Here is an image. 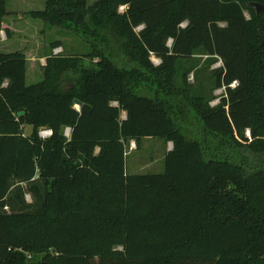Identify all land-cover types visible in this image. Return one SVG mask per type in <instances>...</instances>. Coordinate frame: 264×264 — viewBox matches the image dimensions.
I'll use <instances>...</instances> for the list:
<instances>
[{
  "label": "trees",
  "instance_id": "trees-1",
  "mask_svg": "<svg viewBox=\"0 0 264 264\" xmlns=\"http://www.w3.org/2000/svg\"><path fill=\"white\" fill-rule=\"evenodd\" d=\"M26 16L89 51L50 52L31 85L24 53L0 52V264H264V0H44ZM143 138L172 144L163 173L126 174Z\"/></svg>",
  "mask_w": 264,
  "mask_h": 264
},
{
  "label": "rangeland",
  "instance_id": "rangeland-1",
  "mask_svg": "<svg viewBox=\"0 0 264 264\" xmlns=\"http://www.w3.org/2000/svg\"><path fill=\"white\" fill-rule=\"evenodd\" d=\"M95 0H88L91 5ZM7 11H9V19H13V27L15 30H9V35L5 29H0V52L21 51L28 59L26 84L31 85L38 83L42 79V66L45 64L46 56L53 52L51 44L55 40L62 42V47L58 50L63 55H82L89 51L88 46L81 40L70 33H66L59 28L45 26L41 20L28 18L27 12L30 10H39L44 7V0H6ZM124 9L120 8V12ZM15 12V13H13ZM18 22V23H17ZM8 38V39H7ZM171 41L168 42V45ZM153 65H158L160 61L154 56L150 57ZM221 61L217 60L206 65L202 73L198 74L199 82H206L210 76V72L214 68L220 67ZM203 66V65H201ZM200 66V67H201ZM188 80L191 84L197 79L193 73L189 74ZM223 89H218L213 94L218 97ZM218 99L211 101V105H215ZM76 109L77 107L74 106ZM124 114H122V117ZM69 129V128H68ZM48 131L46 129L39 130V133ZM22 133L28 136L32 133V127L24 125ZM248 135V133H247ZM70 136V130L64 135ZM172 148L169 142L161 138H143L140 148L137 149L133 141L125 145V172L129 175H149L161 174L164 171V157ZM26 201L31 202V197L27 193Z\"/></svg>",
  "mask_w": 264,
  "mask_h": 264
},
{
  "label": "water",
  "instance_id": "water-1",
  "mask_svg": "<svg viewBox=\"0 0 264 264\" xmlns=\"http://www.w3.org/2000/svg\"><path fill=\"white\" fill-rule=\"evenodd\" d=\"M250 6L256 10V13L257 14L260 13L262 11V9H263L262 6L259 5V4H257V3H251ZM73 104H74V106L77 107L76 110L78 112H80L81 114H84V115H89L90 114L91 107L89 105L84 104V103H82L81 101H79L77 99L73 100ZM22 115H24V112L23 111L17 113V116L18 117H20ZM66 131H68V128L61 127L59 133L61 135H65ZM170 145L172 146V144H170Z\"/></svg>",
  "mask_w": 264,
  "mask_h": 264
},
{
  "label": "built area",
  "instance_id": "built-area-1",
  "mask_svg": "<svg viewBox=\"0 0 264 264\" xmlns=\"http://www.w3.org/2000/svg\"><path fill=\"white\" fill-rule=\"evenodd\" d=\"M140 28H138V30H139ZM53 54H58V53H61L60 52V50H58V48H55L54 50H53V52H52ZM123 118H125V115L123 116ZM69 130L70 129H68V131H66V133H68L69 132ZM65 133V134H66ZM39 135H40V137L42 138V139H45V138H48L50 135H51V131L50 130H48V131H44V132H41V134L39 133Z\"/></svg>",
  "mask_w": 264,
  "mask_h": 264
},
{
  "label": "crops",
  "instance_id": "crops-1",
  "mask_svg": "<svg viewBox=\"0 0 264 264\" xmlns=\"http://www.w3.org/2000/svg\"><path fill=\"white\" fill-rule=\"evenodd\" d=\"M40 10V9H39ZM9 12V11H8ZM15 13V12H13ZM13 19H8V17L5 19V21L2 23V28L3 29H10V30H14L13 26Z\"/></svg>",
  "mask_w": 264,
  "mask_h": 264
}]
</instances>
